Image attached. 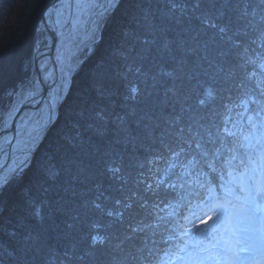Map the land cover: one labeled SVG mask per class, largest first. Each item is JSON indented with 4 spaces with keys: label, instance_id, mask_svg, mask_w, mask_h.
Segmentation results:
<instances>
[{
    "label": "snow or ice",
    "instance_id": "1",
    "mask_svg": "<svg viewBox=\"0 0 264 264\" xmlns=\"http://www.w3.org/2000/svg\"><path fill=\"white\" fill-rule=\"evenodd\" d=\"M122 10L60 134L88 162L46 167L9 220ZM34 31L0 83V264H264V0H46Z\"/></svg>",
    "mask_w": 264,
    "mask_h": 264
},
{
    "label": "trees",
    "instance_id": "2",
    "mask_svg": "<svg viewBox=\"0 0 264 264\" xmlns=\"http://www.w3.org/2000/svg\"><path fill=\"white\" fill-rule=\"evenodd\" d=\"M137 0H125V5L136 3ZM46 0H0V83L6 87H12L24 77L23 65L31 55V45L35 37V27L40 22ZM124 10L106 25L105 41L99 47L96 55L84 68L80 76L76 78V88L66 104L62 107L63 112L60 123L50 128L46 138L32 160L31 168L25 173L22 180L14 182L7 193L11 200L9 206V220H15L20 216L27 217V209L20 197L29 189L36 199L43 195L46 186L44 170L46 167L60 168L67 162H88V149L84 147L71 157L65 156L66 150L73 151L61 138V130L65 122L70 121L73 109L80 102V94L83 89L82 81L90 71L91 64L103 58L109 44L118 41L116 26L121 23Z\"/></svg>",
    "mask_w": 264,
    "mask_h": 264
},
{
    "label": "bare ground",
    "instance_id": "3",
    "mask_svg": "<svg viewBox=\"0 0 264 264\" xmlns=\"http://www.w3.org/2000/svg\"><path fill=\"white\" fill-rule=\"evenodd\" d=\"M49 54V57H50V60H54V58H55V50L52 52V54L50 55V53H48ZM42 134V133H41Z\"/></svg>",
    "mask_w": 264,
    "mask_h": 264
},
{
    "label": "clouds",
    "instance_id": "4",
    "mask_svg": "<svg viewBox=\"0 0 264 264\" xmlns=\"http://www.w3.org/2000/svg\"><path fill=\"white\" fill-rule=\"evenodd\" d=\"M72 155H73V151L68 152V151L66 150L65 156L71 157Z\"/></svg>",
    "mask_w": 264,
    "mask_h": 264
},
{
    "label": "water",
    "instance_id": "5",
    "mask_svg": "<svg viewBox=\"0 0 264 264\" xmlns=\"http://www.w3.org/2000/svg\"><path fill=\"white\" fill-rule=\"evenodd\" d=\"M43 14V13H42ZM54 51V49L53 50H51L49 53H50V55L52 54V52ZM49 131V129L46 131V132H42V134L41 135H43V136H46V134H47V132Z\"/></svg>",
    "mask_w": 264,
    "mask_h": 264
}]
</instances>
